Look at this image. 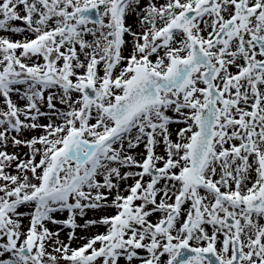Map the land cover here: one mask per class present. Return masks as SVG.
I'll return each instance as SVG.
<instances>
[{
    "label": "snow or ice",
    "instance_id": "obj_1",
    "mask_svg": "<svg viewBox=\"0 0 264 264\" xmlns=\"http://www.w3.org/2000/svg\"><path fill=\"white\" fill-rule=\"evenodd\" d=\"M0 264H264V0H0Z\"/></svg>",
    "mask_w": 264,
    "mask_h": 264
}]
</instances>
